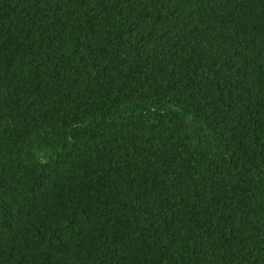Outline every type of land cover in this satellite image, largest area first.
I'll return each instance as SVG.
<instances>
[{
    "label": "trees",
    "instance_id": "16d2710c",
    "mask_svg": "<svg viewBox=\"0 0 264 264\" xmlns=\"http://www.w3.org/2000/svg\"><path fill=\"white\" fill-rule=\"evenodd\" d=\"M0 264H264V0H0Z\"/></svg>",
    "mask_w": 264,
    "mask_h": 264
}]
</instances>
